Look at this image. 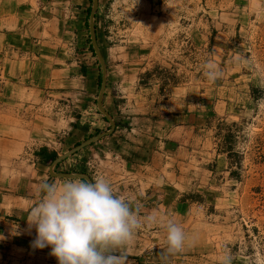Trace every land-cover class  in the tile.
<instances>
[{"label": "rangeland", "instance_id": "374dc122", "mask_svg": "<svg viewBox=\"0 0 264 264\" xmlns=\"http://www.w3.org/2000/svg\"><path fill=\"white\" fill-rule=\"evenodd\" d=\"M90 12L64 55L79 81L24 118L0 117V222H20L37 185L57 178L53 162L112 128L98 107ZM95 34L102 108L116 127L53 172L103 175L142 216L173 219L188 237L164 255L166 229L145 224L126 264H264V0H99ZM208 60L221 78L204 77ZM31 242L0 245V264H58Z\"/></svg>", "mask_w": 264, "mask_h": 264}, {"label": "clouds", "instance_id": "9594fccd", "mask_svg": "<svg viewBox=\"0 0 264 264\" xmlns=\"http://www.w3.org/2000/svg\"><path fill=\"white\" fill-rule=\"evenodd\" d=\"M202 68L209 81L223 76L211 60ZM26 220L29 232H36L32 246L50 247L58 264H126L124 249L145 224L166 229L164 255L182 251L188 240L173 219L165 221L155 211L142 216L140 207L116 195L100 174L91 180L78 176L42 180ZM222 264H232V256L225 255Z\"/></svg>", "mask_w": 264, "mask_h": 264}, {"label": "crops", "instance_id": "0c3cea01", "mask_svg": "<svg viewBox=\"0 0 264 264\" xmlns=\"http://www.w3.org/2000/svg\"><path fill=\"white\" fill-rule=\"evenodd\" d=\"M87 2L0 0V117L24 118L30 103L59 98L56 90L79 81L76 76L71 79L73 67L64 55L76 49L84 35L86 15L91 11ZM5 129L13 132V126ZM7 186L4 190L13 193L14 188ZM15 213L20 222H0V245L22 247L36 237L34 229L29 232L27 214Z\"/></svg>", "mask_w": 264, "mask_h": 264}, {"label": "water", "instance_id": "95a60500", "mask_svg": "<svg viewBox=\"0 0 264 264\" xmlns=\"http://www.w3.org/2000/svg\"><path fill=\"white\" fill-rule=\"evenodd\" d=\"M98 4H99V0H93V6H92V9L90 12L89 30H90L91 40H92V47H93L97 57L99 58L100 64H101L102 69H103V77H102V84H101V91H100V95H99V101H98L99 106L98 107H99L100 111L106 116L108 121L111 123L112 128L110 131L103 133L101 135H97L96 137H93L92 139L87 140L85 143L80 144L75 149L71 150L69 153L63 155L62 157H58L50 167V174L53 177H57V178L77 177L78 176V177H83V178L91 180L90 177L86 174H71V173L56 174L53 172V170L61 162L65 161L67 158L73 156L74 154H76L80 150L84 149L85 147L92 145L93 143L100 141L105 136L112 134L115 130V127H116V125L113 122V120L111 119V117L102 108V100H103L106 85H107V78H106L107 73H106V67H105L104 60H103L101 53H100L98 46H97V39H96V34H95V16L97 13Z\"/></svg>", "mask_w": 264, "mask_h": 264}, {"label": "trees", "instance_id": "16d2710c", "mask_svg": "<svg viewBox=\"0 0 264 264\" xmlns=\"http://www.w3.org/2000/svg\"><path fill=\"white\" fill-rule=\"evenodd\" d=\"M91 10V9H90Z\"/></svg>", "mask_w": 264, "mask_h": 264}]
</instances>
